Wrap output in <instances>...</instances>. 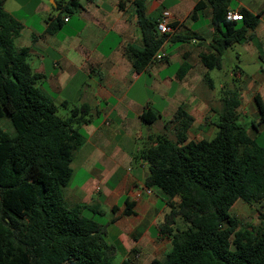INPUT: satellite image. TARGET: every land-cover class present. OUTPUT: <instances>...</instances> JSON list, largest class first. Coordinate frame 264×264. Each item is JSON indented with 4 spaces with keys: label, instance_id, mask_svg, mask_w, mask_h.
<instances>
[{
    "label": "trees",
    "instance_id": "16d2710c",
    "mask_svg": "<svg viewBox=\"0 0 264 264\" xmlns=\"http://www.w3.org/2000/svg\"><path fill=\"white\" fill-rule=\"evenodd\" d=\"M206 1L215 34L212 53L200 55L204 67L219 68L222 55L234 44L252 42L259 48L256 38L247 35L257 16L242 9L240 21H229L228 0ZM53 2L60 13L79 7L78 0ZM135 5L143 47L128 48V54L139 72L154 61L168 35L157 31L142 1ZM204 6L198 1L194 12ZM22 29L0 0V119H8L14 131L11 135L0 126V264H113L116 247L104 239L113 220L102 224L86 217L84 210L101 212L87 205L70 207L63 193L73 158L86 140L81 125L88 123L89 106L74 108L68 118L55 115L58 106L44 95V76L33 71L30 48L15 46ZM187 68L185 62L180 65V71ZM254 102L262 123L264 104L258 94ZM238 107L234 95L224 98L214 136L199 141L187 139L192 118L178 109L176 117L185 121L177 139L159 136L135 156L148 166L144 186L155 189L169 209L158 232L171 247L162 260L149 264H264V212L252 229L240 228L230 214L237 200L264 206V139L259 133L248 136L238 122ZM149 113L151 118L142 113V122L157 119ZM13 198L19 199L22 214L10 206ZM122 202L121 215H133L127 197Z\"/></svg>",
    "mask_w": 264,
    "mask_h": 264
},
{
    "label": "crops",
    "instance_id": "0c3cea01",
    "mask_svg": "<svg viewBox=\"0 0 264 264\" xmlns=\"http://www.w3.org/2000/svg\"><path fill=\"white\" fill-rule=\"evenodd\" d=\"M30 1L35 5L28 25L22 23L20 36L24 35L25 40L20 47L30 48L33 71L44 76L43 84L50 91L60 94L54 101L58 107L71 103L85 104L90 109L88 123L81 125L86 140L75 156L88 177L75 188L65 190L66 203L70 207L99 205L98 208L106 203L112 225L118 227L123 250L152 248L153 240L160 235V212L165 215L169 209L155 189L151 195L139 193L148 166L132 155V146L136 139L141 140L144 149L154 145L159 136L169 138L168 134L180 129L185 121L176 117L178 109L192 118L186 132L188 140H192L193 132L201 137L210 131L213 137L223 100L229 95L239 102L238 115L241 107L246 115L249 106H253L252 123L257 128L246 133L250 138L259 133L264 139V122H258L254 102L258 94L264 104V0H228V10L243 9L257 16L255 28L248 30L247 35H253L260 46L257 48L252 42L234 44L222 55L220 67L214 69H207L200 61V55L212 53L210 44L215 34L212 7L206 0H140L148 19L157 20L165 15L173 27L157 52L164 57L139 72L133 69L128 54V48L143 47L136 0H78V8L63 13L53 0L51 7L41 0ZM198 1L205 6L194 12ZM43 13L47 14L45 21ZM177 38L183 40L177 42ZM230 51L235 59L230 58ZM244 56L255 63L251 73L242 69ZM225 59H230L234 68L227 71ZM183 62L188 68L180 71ZM79 74L85 80H79ZM70 87L74 90L61 95ZM149 112L157 115L152 124L140 119L142 113L151 118ZM143 125H147L145 135L141 132ZM125 169L134 171L126 172L117 182L118 190L104 189L116 170ZM91 180L103 185V190L99 188L97 192L103 191L100 204L96 203L94 189L86 187ZM124 196L132 203L133 215H121ZM132 235L135 240L130 242Z\"/></svg>",
    "mask_w": 264,
    "mask_h": 264
},
{
    "label": "rangeland",
    "instance_id": "374dc122",
    "mask_svg": "<svg viewBox=\"0 0 264 264\" xmlns=\"http://www.w3.org/2000/svg\"><path fill=\"white\" fill-rule=\"evenodd\" d=\"M46 6L51 7V2L50 0H41ZM35 2L32 3V1L30 0H3V7L6 11H9L10 13H12L13 15L16 16L17 19H19V21L21 23H27L26 25H28L29 23V19L31 16L30 11L32 10V8L34 7ZM43 20H47V14L43 13ZM24 40L25 37L24 35H21L18 39L15 40V46L16 47H20L24 45ZM230 58L231 59H235L234 58V52L230 51ZM243 64H244V68L242 69H246L249 73L253 72L256 68L255 63L250 62L251 59L247 57H243ZM223 65H225V67L227 68L226 70L229 71L231 68H234V65L231 63L230 59L227 60L225 59L223 62ZM82 75L79 74L78 75V79L80 80H85L84 78L82 79ZM42 88L44 91V95L51 99L53 102L60 96V94L58 92H52L49 90V88L46 87L45 84H42ZM74 89H66L61 95H65L66 93L71 92ZM72 104H62L60 105V107H58V111L55 113L56 116H59L60 118H68L71 116L72 114V110L74 108H80V106H76V104H73V106H71ZM75 105V106H74ZM243 108H240V112L238 115V122L245 128L246 132H251L253 130L252 128V121L254 119V115H253V106H249V109H247V114L245 115L244 113H242ZM251 114V115H250ZM253 118V119H252ZM0 126L9 134L13 135L14 131L13 128L9 122L8 119L6 118H2L0 119ZM106 128V127H103ZM147 131V125H143V129H141V132L146 133ZM178 130H174V133H169L168 137L170 140L175 141L177 139V133ZM138 133V130L137 132ZM197 132H193L192 135L190 136L192 140L194 141H199L202 139H206L209 140L212 138L210 131H207L205 134H202L201 137L196 136ZM136 142L133 144V156H138L139 155V150L143 149V146L141 144V140L136 139ZM131 147V146H130ZM76 156V154H75ZM74 156L73 161H72V170L74 171L73 176L71 178V180L69 181V185L68 187H65L63 189V193L65 195V190L67 188H75L76 186L80 185L82 183V181L88 177L87 173H86V169H83V167L80 166V163L78 162V159H76ZM134 170H136L134 168ZM133 170V171H134ZM104 172H106V170H102ZM131 170H116V174L115 176H113V178L111 180H109V184L108 185H104V189H108V190H118L119 187L117 182L121 180V178L125 175L126 172H133ZM95 186H98L100 188V190H103L102 187L103 185H101L100 183H97L95 180H91L88 183V189H94L95 192ZM121 187H123V184H120ZM115 187V188H113ZM144 189V187L142 188V190ZM69 190V189H68ZM142 190H138L139 193L142 192ZM94 194V193H93ZM95 196L94 198L97 199L96 203L100 204L103 201V191H101L100 193H96L95 192ZM147 195V194H146ZM151 195V194H149ZM122 203V202H120ZM67 204H69V202H67ZM10 206L12 207L13 210H15L18 214H22V205L19 201L18 198H13ZM99 205H95L92 208H97L96 211H100L101 214H93V212H91L90 210H87L83 212V214L86 217H91L93 218L95 221L105 224L108 223L110 221V218L112 217L110 208L106 205V203L104 204H100V207L98 208ZM118 212V211H117ZM260 212H264V206L261 203H251V204H247L241 200H237L231 207L230 209V214L234 217H236L238 219V221L240 222V228H256L259 224V213ZM163 215L164 212H160V216L158 219V222H160L163 219ZM180 224V223H179ZM156 227V225H155ZM157 229H158V225H157ZM119 230L118 227H116L115 225L109 224L108 228H107V234L105 235L104 239L108 244H113L116 247V255L112 261L113 264H119L122 260L124 259H129L131 261V264H149V262L152 259H159L162 260L165 255L168 253L171 245H170V241L167 238L164 237H160L157 236V239L153 240V247L152 248H138V249H127V250H123V248L120 245V239H119ZM129 238V237H128ZM130 242L135 240V236L132 235V238L130 237Z\"/></svg>",
    "mask_w": 264,
    "mask_h": 264
},
{
    "label": "built area",
    "instance_id": "2783aa9c",
    "mask_svg": "<svg viewBox=\"0 0 264 264\" xmlns=\"http://www.w3.org/2000/svg\"><path fill=\"white\" fill-rule=\"evenodd\" d=\"M61 2H64L66 0H58ZM226 19L229 21H240L241 20V16L238 12H234L231 10H228L226 13ZM64 21H67V19H65ZM156 29L160 34H169L171 32V27L168 24V22L165 19V15L161 16L159 19L156 20ZM164 57L163 54L161 53H157L154 57V60H160ZM99 191V187L95 188V192L97 193ZM145 194L149 195L152 194V190L148 189L144 186V189L142 190Z\"/></svg>",
    "mask_w": 264,
    "mask_h": 264
},
{
    "label": "water",
    "instance_id": "95a60500",
    "mask_svg": "<svg viewBox=\"0 0 264 264\" xmlns=\"http://www.w3.org/2000/svg\"><path fill=\"white\" fill-rule=\"evenodd\" d=\"M52 2V1H51Z\"/></svg>",
    "mask_w": 264,
    "mask_h": 264
}]
</instances>
